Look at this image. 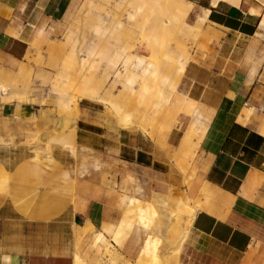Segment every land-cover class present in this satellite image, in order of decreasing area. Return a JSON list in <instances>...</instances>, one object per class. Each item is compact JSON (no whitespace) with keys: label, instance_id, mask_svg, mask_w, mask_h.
<instances>
[{"label":"crops","instance_id":"crops-1","mask_svg":"<svg viewBox=\"0 0 264 264\" xmlns=\"http://www.w3.org/2000/svg\"><path fill=\"white\" fill-rule=\"evenodd\" d=\"M92 5L0 0V95L4 81L40 70L55 80L59 104L71 110L79 100L80 114L70 121L74 152L0 147V264H76L92 239L129 262L162 264L170 232L179 226L178 246L190 215L188 237L172 252L177 264H264V29L262 15L251 14L259 5L210 3L208 29L183 73L179 62L175 70L143 60L131 68L129 58H110L121 88L106 91L97 65L107 57L96 42L104 29L87 55L77 52ZM80 71L70 95L66 85ZM162 196L177 211L166 231Z\"/></svg>","mask_w":264,"mask_h":264},{"label":"rangeland","instance_id":"rangeland-1","mask_svg":"<svg viewBox=\"0 0 264 264\" xmlns=\"http://www.w3.org/2000/svg\"><path fill=\"white\" fill-rule=\"evenodd\" d=\"M254 1L261 7L262 15L264 12V0ZM210 3H212V0H198L196 5H193L185 23L183 19H176L174 16L172 18L167 13H163L159 17L152 15V7L149 4H145V9L142 12H138L139 6L144 5L138 0H92L93 5L90 13H88V9L84 11V23L77 44V52L81 57L87 55L90 48L94 47L92 42L95 40L97 27L101 26L104 29L105 35L100 40H96V42L99 50L105 53L107 57L97 65L99 67L102 63L100 69L103 70L104 80H99L104 81L103 89L105 91L121 88V85L114 81L115 69L112 68L109 62V59L116 55L129 58V66L131 68H134L140 60H143L155 63L158 68L164 66L175 70L179 66V57L186 51L184 54H187L190 59L195 43L197 44L198 38L204 35L203 28H207V24L202 23L203 26L202 24H200L201 26L197 24L199 22L198 15L206 8L210 9ZM131 15L133 17L136 16L134 20L130 19ZM143 17L151 18L149 26L151 29H155L161 38L159 46H152L151 43L148 44L147 39H142L141 25L145 23L144 20H147ZM195 24L196 28H202V32L201 29H196V34H194V29L190 28ZM261 33V37L264 39V31L261 30ZM83 68L85 69V67ZM42 74L43 72L40 70H37L35 74L32 70L30 72L22 70L19 78L14 77L4 81L8 91L1 93L0 107L9 106L13 109L14 114L12 113L9 116L0 115V147L13 149L21 145L27 150V154H36L37 149L41 150L42 148L44 150L45 143H43V139L46 138L48 142L54 141V143L70 147L72 152H74L76 131L75 129H70V121L72 117L76 121L80 117L78 110L79 100L71 110L65 109L59 104L58 93L54 87L55 80L49 82L43 78ZM82 76L83 71H80L79 74L74 76L77 77L78 82H70L73 84L72 87L69 84L66 85L70 95H76L75 89ZM94 78L97 79L95 73ZM62 117L66 118L64 127H60ZM188 206V203H184L181 206V212L185 216L189 212ZM145 212L147 210H144L143 214L140 215L142 221L148 217ZM160 215L165 220L162 214ZM179 218H176L177 222ZM170 226L171 224L165 221L164 231ZM174 227L170 232L172 245L169 246L170 251L162 255V264H177L172 252L177 246L175 238L178 236L179 226ZM101 230L110 232V229H106L105 226ZM122 236H124V233L120 230V236L116 238L117 243L120 242ZM92 242L93 239L89 242L88 247L78 255L81 258V264H136V262L125 260L109 242H106V248L100 249L94 248ZM147 248L150 249V243L147 244Z\"/></svg>","mask_w":264,"mask_h":264},{"label":"bare ground","instance_id":"bare-ground-1","mask_svg":"<svg viewBox=\"0 0 264 264\" xmlns=\"http://www.w3.org/2000/svg\"><path fill=\"white\" fill-rule=\"evenodd\" d=\"M139 2L143 3L144 5L142 6H139L138 8V12H142L144 9H145V4L146 5H150V7H152L151 9V13L152 15H157L158 17L159 16H162L163 13H167L169 15L176 17V19L178 18H181L185 21V23L187 22V17L189 15V13L191 12L192 8H193V3H191L190 1L188 0H138ZM220 2H224V3H227L229 5H233V6H239L240 3L242 2V0H212V5L213 7L217 6L218 3ZM141 5V4H140ZM147 7V6H146ZM259 7V6H257ZM252 8L251 9V14L254 13L255 15L257 14H261V8ZM137 11V10H136ZM204 11V10H203ZM210 11L209 10H205L204 11V14L203 16L199 19V22L197 24H202L204 23V21L207 19L208 15H209ZM156 16V17H157ZM136 17V16H134ZM133 17V15H131L130 19L131 20H134L135 18ZM144 19H147L146 21L144 20V22L142 21V23H144L143 25H141V28H142V39H147L148 40V44L151 43V45H158L160 44V37H159V34L157 31H155V29H151L150 26H149V23L151 21V18L148 19L146 17H143ZM141 23V22H140ZM163 23V22H162ZM201 26V25H200ZM194 26H192L190 29H193ZM261 29H264V12L262 13V22H261V25H260ZM149 29V30H148ZM196 29H201L200 27L196 28ZM193 31V30H192ZM197 31V30H196ZM157 33V34H156ZM194 35V34H193ZM163 41V40H162ZM147 42V41H146ZM186 53V51L184 52ZM181 55L179 57V65H180V71L183 73L188 62H189V58L187 56V54H184ZM173 55V54H172ZM168 57V56H167ZM4 91H6V89H4ZM6 96V95H5ZM4 96V98H5ZM12 97V96H11ZM10 97V98H11ZM9 98V97H8ZM3 99V98H2ZM4 100V99H3ZM8 103V102H7ZM10 103V102H9ZM43 143H45V148L44 150H41L40 149H37L36 150V154L37 155H42V154H45V155H51L52 152V146L54 144H57V143H54L53 142H48L46 138L43 139ZM51 141V140H50ZM56 141V140H55ZM7 143V142H6ZM9 143V142H8ZM4 144V143H3ZM6 145V144H5ZM8 145V144H7ZM35 150V149H34ZM164 196V195H163ZM161 197L160 200L157 201L156 199V203L158 204H161L164 208L161 212L162 216L164 217L166 223H171V221H173V219L175 218V212L177 211H172L169 207V204H167V201L165 200L164 197ZM160 198V197H159ZM167 199V198H166ZM169 202V201H168ZM189 205V204H188ZM172 206V205H171ZM172 208V207H171ZM174 209V208H173ZM179 215V213H178ZM190 215V214H189ZM179 216H176V218H179ZM192 220H193V215H190L189 216V220H188V224L184 230V232L181 234V236L179 237V242H178V246L177 248L174 250L177 251V252H180L181 251V248H182V245L183 243L186 241L187 237H188V233H189V228L191 226V223H192ZM167 225V224H166ZM80 257V256H79ZM78 255L76 256V264H81L80 263V259Z\"/></svg>","mask_w":264,"mask_h":264}]
</instances>
